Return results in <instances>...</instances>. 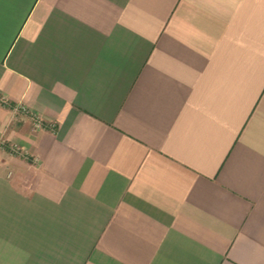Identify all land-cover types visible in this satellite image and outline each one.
I'll use <instances>...</instances> for the list:
<instances>
[{
    "label": "crops",
    "instance_id": "1",
    "mask_svg": "<svg viewBox=\"0 0 264 264\" xmlns=\"http://www.w3.org/2000/svg\"><path fill=\"white\" fill-rule=\"evenodd\" d=\"M0 97V264H264V0H0Z\"/></svg>",
    "mask_w": 264,
    "mask_h": 264
},
{
    "label": "built area",
    "instance_id": "2",
    "mask_svg": "<svg viewBox=\"0 0 264 264\" xmlns=\"http://www.w3.org/2000/svg\"><path fill=\"white\" fill-rule=\"evenodd\" d=\"M0 102L5 103L6 101H5L4 98H1V97H0ZM23 110L26 112V109H23ZM35 123H36V127H37V128H42V124H41V122H40L37 118H36ZM0 145H2L1 140H0ZM12 153H14V154L19 153V149L16 148V147H14V148L12 149Z\"/></svg>",
    "mask_w": 264,
    "mask_h": 264
}]
</instances>
